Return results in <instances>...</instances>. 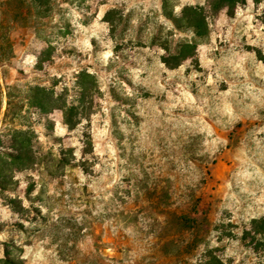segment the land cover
Masks as SVG:
<instances>
[{"label":"rangeland","instance_id":"374dc122","mask_svg":"<svg viewBox=\"0 0 264 264\" xmlns=\"http://www.w3.org/2000/svg\"><path fill=\"white\" fill-rule=\"evenodd\" d=\"M52 6L6 32L0 264H264V0Z\"/></svg>","mask_w":264,"mask_h":264},{"label":"trees","instance_id":"16d2710c","mask_svg":"<svg viewBox=\"0 0 264 264\" xmlns=\"http://www.w3.org/2000/svg\"><path fill=\"white\" fill-rule=\"evenodd\" d=\"M229 3H238L240 0H226ZM35 12V13H34ZM53 13V6H52V0H9V5L1 10V14H3L5 17H7V27L4 26L3 31L0 33V68H4L5 66H8V61L12 60L15 56V45L13 42H11V39L7 36L6 32L10 29L11 21L13 22H22L23 24L29 20L30 22H33V18L36 17L39 20L48 21L52 17ZM35 14V16H34ZM167 17L170 21H172L180 30H189L190 32H193L195 35L200 36L202 34V30L205 26V19L202 14H197L193 19H181L179 16H176L174 13H169L167 11ZM11 89L8 87V106H7V112L5 114V119H8L10 116H13L12 118H16L17 114L12 113L13 109V95L10 92ZM1 96V94H0ZM2 103L0 99V118L2 116ZM41 107V106H40ZM22 113V109L20 110V114ZM27 146L18 143H15V148L18 151H23ZM149 205V210L155 215L159 214V203L154 202L153 204H150V202L147 204ZM155 208H154V206ZM136 208V206H135ZM161 215V213L159 214ZM135 220H138V212H136L135 215H133ZM165 218V221H169V218L166 213H163L161 215ZM181 216V215H180ZM178 217V225L185 226L187 225L188 229L192 230V226L188 223V218L182 215L181 217ZM248 235V233L246 234ZM250 235V234H249ZM167 239H171L173 243L169 245L170 249H173L176 243H183L184 240L182 237L177 238L172 235H168V233L165 236ZM264 252V242L258 243V246L254 249L256 252ZM168 251V247L164 246L162 249H159L156 252V256L163 255ZM169 250L168 252H170ZM264 254V253H263ZM181 256V254H178L177 257ZM209 256L211 260V264H229L226 263L221 258H214L213 254L211 253L207 255Z\"/></svg>","mask_w":264,"mask_h":264}]
</instances>
